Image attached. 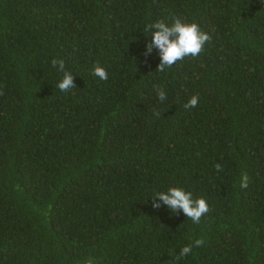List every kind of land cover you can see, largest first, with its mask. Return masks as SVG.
Wrapping results in <instances>:
<instances>
[{
	"label": "trees",
	"instance_id": "16d2710c",
	"mask_svg": "<svg viewBox=\"0 0 264 264\" xmlns=\"http://www.w3.org/2000/svg\"><path fill=\"white\" fill-rule=\"evenodd\" d=\"M173 17L211 40L161 72ZM0 92V264H264V0H0Z\"/></svg>",
	"mask_w": 264,
	"mask_h": 264
},
{
	"label": "clouds",
	"instance_id": "9594fccd",
	"mask_svg": "<svg viewBox=\"0 0 264 264\" xmlns=\"http://www.w3.org/2000/svg\"><path fill=\"white\" fill-rule=\"evenodd\" d=\"M146 31H151V41L146 45V54H150L153 48L159 50L160 63L158 71L172 67L177 61L183 60L187 56L197 57L204 51V45L211 40V36L202 31L198 23L185 22L180 17H173L171 25L163 20L146 25ZM52 66L58 68L63 73V78L57 87L60 91L67 92L76 88L73 74L65 69L63 60H53ZM93 74L101 80L108 79V72L98 62L93 66ZM157 96L161 101L166 99V93L162 88H157ZM2 94V92H0ZM199 100L193 95L184 105L185 108L196 107ZM158 115V113H155ZM217 171H221V165L215 164ZM250 177L247 172H242L240 177V187L246 189L249 185ZM154 209H159L161 204L166 205L172 212L182 211L193 223L199 224L202 216L209 212V206L204 198H193L190 191H185L182 187H170L167 191L156 192L152 196ZM204 244L202 238H197L192 244L185 245L179 251V257H184L192 252L193 246L201 247ZM84 264H98L95 257H88Z\"/></svg>",
	"mask_w": 264,
	"mask_h": 264
}]
</instances>
